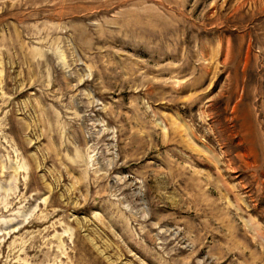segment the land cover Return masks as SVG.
<instances>
[{"label": "rangeland", "instance_id": "1", "mask_svg": "<svg viewBox=\"0 0 264 264\" xmlns=\"http://www.w3.org/2000/svg\"><path fill=\"white\" fill-rule=\"evenodd\" d=\"M0 264H264V0H0Z\"/></svg>", "mask_w": 264, "mask_h": 264}]
</instances>
